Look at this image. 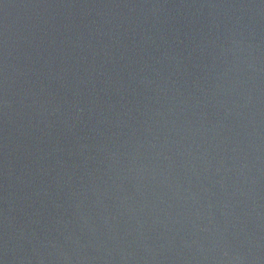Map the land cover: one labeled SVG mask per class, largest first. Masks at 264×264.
Instances as JSON below:
<instances>
[{"label":"water","instance_id":"1","mask_svg":"<svg viewBox=\"0 0 264 264\" xmlns=\"http://www.w3.org/2000/svg\"><path fill=\"white\" fill-rule=\"evenodd\" d=\"M0 264H264V0H0Z\"/></svg>","mask_w":264,"mask_h":264}]
</instances>
